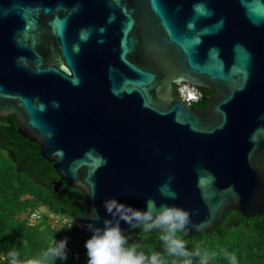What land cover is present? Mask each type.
<instances>
[{
    "label": "water",
    "instance_id": "1",
    "mask_svg": "<svg viewBox=\"0 0 264 264\" xmlns=\"http://www.w3.org/2000/svg\"><path fill=\"white\" fill-rule=\"evenodd\" d=\"M181 84L212 95L203 109L176 96ZM10 115L59 175L55 190L84 194L81 238L89 223H116L103 206L113 197L188 210L189 237L228 211L259 216L264 0H0V118Z\"/></svg>",
    "mask_w": 264,
    "mask_h": 264
},
{
    "label": "trees",
    "instance_id": "2",
    "mask_svg": "<svg viewBox=\"0 0 264 264\" xmlns=\"http://www.w3.org/2000/svg\"><path fill=\"white\" fill-rule=\"evenodd\" d=\"M203 94L212 96L206 91ZM193 105L205 107L202 99ZM19 126L13 115L0 118V264H8L7 253L13 248L21 258H32L53 238L64 237L68 239V259L57 264H87L86 239L78 236L79 226L73 222L85 216V196L66 183L55 190L59 175L41 157L38 144L18 133ZM41 208L70 220V225L53 227L41 214L38 223L30 226V214L36 210L44 213ZM139 232L128 235L130 243L141 244L146 252L162 251L155 233L141 239ZM183 238L189 250L198 246L202 252L207 251L212 256L211 264H228L225 253L235 254L239 264H264V213L245 218L237 211H228L215 231L193 237L186 234Z\"/></svg>",
    "mask_w": 264,
    "mask_h": 264
},
{
    "label": "clouds",
    "instance_id": "3",
    "mask_svg": "<svg viewBox=\"0 0 264 264\" xmlns=\"http://www.w3.org/2000/svg\"><path fill=\"white\" fill-rule=\"evenodd\" d=\"M160 191L168 199L176 198L175 193L166 188ZM103 206L116 223L105 219L102 227L92 223L87 225L92 233L84 242L87 264H211L212 256L207 251L202 252L198 246L189 250L183 238L192 223V214L188 210L176 205L157 204L152 199L146 201L144 208H133L115 197L104 201ZM93 212L95 219H99L95 209ZM121 221L133 229L139 228L141 239L155 233L162 251L146 252L141 244L130 243V236L121 230ZM67 246V237L53 238L32 258H21L20 252L13 248L7 253V261L8 264H57V261L68 259ZM168 258H171L170 261ZM225 259L228 264H239L235 254L225 253Z\"/></svg>",
    "mask_w": 264,
    "mask_h": 264
},
{
    "label": "built area",
    "instance_id": "4",
    "mask_svg": "<svg viewBox=\"0 0 264 264\" xmlns=\"http://www.w3.org/2000/svg\"><path fill=\"white\" fill-rule=\"evenodd\" d=\"M176 96L185 101L189 105L198 103L202 99V94L200 91L194 87H191L187 84H181L177 86ZM41 214H44L48 217L50 225L53 227L58 225H70L71 221L64 218L58 217L51 214H48L44 211L42 213L40 210L33 211L29 216V225L34 226L38 223V220L42 217Z\"/></svg>",
    "mask_w": 264,
    "mask_h": 264
},
{
    "label": "flooded vegetation",
    "instance_id": "5",
    "mask_svg": "<svg viewBox=\"0 0 264 264\" xmlns=\"http://www.w3.org/2000/svg\"><path fill=\"white\" fill-rule=\"evenodd\" d=\"M176 89H177V87L175 86V87H174L175 94H176ZM199 91H200V93L202 94V99H203L204 97H206V96H204L203 91H201V90H199Z\"/></svg>",
    "mask_w": 264,
    "mask_h": 264
},
{
    "label": "rangeland",
    "instance_id": "6",
    "mask_svg": "<svg viewBox=\"0 0 264 264\" xmlns=\"http://www.w3.org/2000/svg\"><path fill=\"white\" fill-rule=\"evenodd\" d=\"M41 210L44 212V209L43 208H41Z\"/></svg>",
    "mask_w": 264,
    "mask_h": 264
}]
</instances>
